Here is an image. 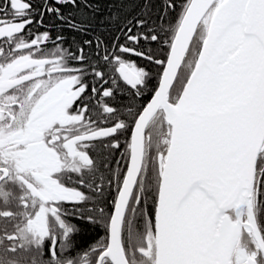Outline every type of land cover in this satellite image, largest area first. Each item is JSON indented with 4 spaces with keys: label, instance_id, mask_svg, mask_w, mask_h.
Segmentation results:
<instances>
[{
    "label": "flooded vegetation",
    "instance_id": "af4514ba",
    "mask_svg": "<svg viewBox=\"0 0 264 264\" xmlns=\"http://www.w3.org/2000/svg\"><path fill=\"white\" fill-rule=\"evenodd\" d=\"M81 3L0 0V264H96L109 247L131 135L145 107L138 105L142 73L134 68L139 81L130 86L117 74L125 54L115 45H96L100 50L86 56L79 43L70 44L65 34L74 27L64 24V9ZM152 120L120 230L126 255L135 244L143 246L142 232L128 240L124 225L132 198L143 189ZM263 169L257 162L251 192L257 205ZM92 203L98 228L108 230L97 258V247L82 252L88 246L74 243L78 221L84 219L80 211ZM255 218L256 228L248 232L244 225L239 244L246 253L244 264H264V228Z\"/></svg>",
    "mask_w": 264,
    "mask_h": 264
},
{
    "label": "water",
    "instance_id": "95a60500",
    "mask_svg": "<svg viewBox=\"0 0 264 264\" xmlns=\"http://www.w3.org/2000/svg\"><path fill=\"white\" fill-rule=\"evenodd\" d=\"M240 1L190 0L186 7L156 92L137 119L131 135L130 162L110 223L109 247L97 264L106 257L113 264H129L121 247L122 219L141 171L147 125L160 110L164 111L166 124L171 128V141L162 165L155 207V264H198L185 236L182 215V196L195 183L205 186L226 213L234 208L237 222L243 227L246 225L248 232L254 229L251 222V226L244 223L242 217L247 200L252 196L257 160L264 145V0H251L247 3L250 8H244L246 32L255 30L263 41L252 79L224 99H215L209 94V85L213 84V74L219 64L220 38ZM215 6L187 85L191 86L208 67L206 82L200 92L188 91L186 85L181 98L184 94L189 98L177 107L170 103L169 91L184 64L200 21ZM117 74L131 86L139 81L126 64L118 68Z\"/></svg>",
    "mask_w": 264,
    "mask_h": 264
},
{
    "label": "trees",
    "instance_id": "16d2710c",
    "mask_svg": "<svg viewBox=\"0 0 264 264\" xmlns=\"http://www.w3.org/2000/svg\"><path fill=\"white\" fill-rule=\"evenodd\" d=\"M83 2L78 7L65 8L63 16L66 25L74 27V30L66 31L65 36L71 39L70 44L77 42L84 48V55L99 51L101 45H111L115 51H121L125 57L121 61L134 66L142 73V97L138 105L144 106L152 97L167 61V57L179 23L190 0H78ZM200 30V29H199ZM197 32L191 44L188 57L178 75L177 85L170 91V101L176 102L186 83L184 73L191 69L194 59L197 57L200 47L201 32ZM76 35H79L77 37ZM76 37V38H74ZM90 41L91 44H87ZM103 49V48H102ZM193 59V60H192ZM190 71V70H189ZM152 131H150V153L145 155L143 189L139 196L131 200L125 219L124 234L127 239L137 238L140 232L144 236L148 231H154V215L159 187L160 163L156 164L155 148L160 142V136L169 126L165 124L164 114L159 112L152 120ZM151 124V123H150ZM161 126V128H160ZM160 128V131H158ZM167 150V149H166ZM165 150V152H166ZM258 164H264V145L260 150ZM155 164V168L154 167ZM160 167V168H159ZM258 205L254 201V214L258 224L264 228V169L260 175ZM83 207L79 223L78 234L74 243L85 250L97 247L95 257L99 256L102 245H106L108 230L103 226L98 228L97 205L92 203ZM92 219V220H87ZM243 236V235H242ZM241 236V238H242ZM105 238V241L102 240ZM239 240V244L241 241ZM101 245V246H100ZM124 246L128 248V243ZM137 244L130 249L129 262L131 264H154L153 252L145 256L136 248ZM239 246V245H238Z\"/></svg>",
    "mask_w": 264,
    "mask_h": 264
},
{
    "label": "bare ground",
    "instance_id": "6f19581e",
    "mask_svg": "<svg viewBox=\"0 0 264 264\" xmlns=\"http://www.w3.org/2000/svg\"><path fill=\"white\" fill-rule=\"evenodd\" d=\"M246 2L247 0H242L237 4L238 7L231 15L229 24L222 32L219 41V64L213 74V84L209 85V94L215 99H224L244 88L252 79L257 68L263 41L257 36L255 30L250 29V33L246 32L244 26ZM214 10L213 7L212 15ZM129 68L131 69L130 66ZM207 70L208 67L203 69L193 80L191 86L185 83L187 87L189 86L188 91L200 92L202 90V86L206 82L204 78ZM131 71L136 74L134 70L131 69ZM181 96L176 102L170 101V103L180 107L183 101L189 98L188 94H184L182 98ZM169 112L167 110V113ZM217 204L213 194L201 183H195L182 196L183 228H185L186 239L198 264H231L232 253L242 232L243 226ZM246 207L248 219L256 228L249 200H247ZM239 211L240 209H238ZM249 225L251 226L250 223ZM242 257L245 258L244 255Z\"/></svg>",
    "mask_w": 264,
    "mask_h": 264
},
{
    "label": "rangeland",
    "instance_id": "374dc122",
    "mask_svg": "<svg viewBox=\"0 0 264 264\" xmlns=\"http://www.w3.org/2000/svg\"><path fill=\"white\" fill-rule=\"evenodd\" d=\"M250 2H251V0L249 1V0H247V2H246V4H245V8H250V5H248V4H250ZM248 3V4H247ZM189 5V4H188ZM188 5H187V7H188ZM246 5H247V7H246ZM187 9V8H186ZM211 16H212V12H211V10L209 11V12H207L206 14H205V16L203 17V19L200 21V23H199V26L197 27L198 29H197V32H198V30H199V32H201V40H200V47L198 48V52H197V57L194 59L195 61H194V64L192 65V67H191V69H189V70H186L184 73H188V74H186L185 75V77H186V82H187V80L189 79V76H190V74H191V72H192V70H193V68H194V66H195V63H196V60H197V58H198V56H199V54H200V52H201V49L200 48H202V46H203V40H204V38L206 37V35H207V28L209 27V23H210V20H211ZM246 17H248V14L246 15ZM247 18H245V11H244V21L246 20ZM197 32H196V34H197ZM196 36V35H195ZM193 42V41H192ZM191 47V46H190ZM188 54H189V51H188ZM188 54H187V56H186V58L188 57ZM186 58H185V61H186ZM193 60V59H192ZM185 61H184V63H185ZM124 65L126 64V66L127 67H131V69L132 70H135L136 68L134 67V66H132V65H129L128 63H123ZM122 64V65H123ZM135 68V69H134ZM180 71V70H179ZM180 73V72H179ZM179 75V74H178ZM178 78V77H177ZM176 80H178V79H176ZM175 83H174V85H173V87L175 86V85H177V81H174ZM184 85H185V83H184ZM179 85H177V87H178ZM186 86V85H185ZM184 88L185 87H183V89H182V91L184 90ZM182 91H181V94H182ZM181 96V95H180ZM169 99H170V96H169ZM162 113H164V111L162 110ZM164 115H165V113H164ZM160 128H161V126H160ZM159 128V129H160ZM160 131V130H159ZM164 134H163V136H160V142L157 144V147L155 148V155H152L153 157H154V159L157 161L156 163H160V166H162V164H163V159H164V157H165V150L168 148V144L170 143V127L168 128V129H165L164 130ZM162 168V167H161ZM253 206V205H252ZM246 210V209H245ZM253 211V218H254V220H256V218H255V212H254V209H252ZM247 211V210H246ZM247 215V214H246ZM246 215L243 217L244 219H247V217H246ZM248 216V215H247ZM235 218V217H234ZM258 222V221H257ZM248 225H249V223H248ZM257 226H259V224H257ZM244 232V231H243ZM143 233V232H142ZM142 233L140 234V239H141V241H142V245L143 246H141V245H139V249H141V250H139V251H141V252H143L144 253V257L145 256H150L151 255V252H153V256H154V263H155V254H156V250H155V232H150V231H148V233H146L144 236L142 235ZM240 238H241V236H240ZM239 238V239H240ZM120 240H121V235H120ZM239 245V242L237 241V243H236V245H235V248H234V251H233V253H232V256H231V264H244L245 262H244V260H246V253L244 252V250L242 249V248H240V246H238ZM121 247H122V244H121ZM105 250H107V249H105ZM105 250H103V251H105ZM123 251V250H122ZM103 252H101V254H102ZM123 253H124V251H123ZM129 253H130V249H128L127 250V255L124 253V256L126 257V259H127V262H129L130 260H129V258H128V256H129ZM100 254V255H101ZM242 255H244L245 256V258L244 257H242ZM100 257V256H99ZM99 259V258H98ZM105 260H107L108 261V263L109 264H113L112 262H111V260L108 258V257H106V258H104V259H102V261H101V264H108V263H106L105 262ZM96 264L98 263V260H97V262H95ZM129 264H131L130 262H129Z\"/></svg>",
    "mask_w": 264,
    "mask_h": 264
}]
</instances>
